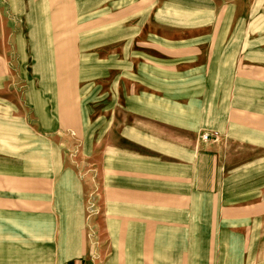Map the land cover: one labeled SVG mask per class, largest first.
Returning a JSON list of instances; mask_svg holds the SVG:
<instances>
[{"label":"rangeland","instance_id":"rangeland-1","mask_svg":"<svg viewBox=\"0 0 264 264\" xmlns=\"http://www.w3.org/2000/svg\"><path fill=\"white\" fill-rule=\"evenodd\" d=\"M263 8L258 4L245 8L235 0H0V121H4L0 130L5 131L0 132V173L19 174L23 188L16 181L7 186V195L28 200L17 204L16 218L0 219L14 229L13 234L0 237V261L63 264L67 259L63 239H67L70 254L78 247L88 248V264H107L111 258L122 264L126 254L141 259V252L158 250V236L152 231L146 236L127 234L142 230L140 214L144 209L139 201H127L131 197L128 190L138 197L180 194L181 203L176 197V201L171 198L170 203L161 204L162 208L177 209V222L181 217L186 218L182 220L185 223L190 220L188 215L180 217V210L196 212L198 230L203 232L214 211L209 226L214 222L217 226L215 206L220 204L216 195L221 194L228 172L232 173L227 168L241 164L245 169L242 179H257L260 155L248 149L239 150V154L218 152L216 162H206V152L213 151L207 150L200 136L207 129L213 132V141L217 140L218 131L227 130L232 117L264 125V91L253 83V77L242 78L245 70L253 68L248 61L244 64L241 59L222 57L236 54L231 41L239 36V21L247 14L255 17ZM55 15L63 18L57 21ZM62 39L66 41L61 43ZM83 41L86 51H82ZM63 51L69 56L65 67L70 68L64 71V79V67L54 61ZM111 57L115 58L111 70L116 73V100L110 107V95L115 92L110 91L104 73L110 70ZM47 61L51 63L48 69L44 66ZM84 61L87 81L79 74ZM159 61L165 69V90L160 96L166 138H158L157 124L142 117L151 110L147 93L157 98L158 92L145 83L149 68L157 82ZM259 78L264 82V74ZM61 95L74 112L68 122L60 117L65 112ZM33 99L37 104L30 108ZM211 107L213 114L207 115ZM152 110L156 113L157 106ZM14 119L20 125L32 121L31 130L25 131L22 125V130H12ZM179 125L186 129L197 126V138H178ZM24 132L37 140L32 138L30 144L21 138L20 152L14 145ZM26 144L32 154L25 153ZM119 145L152 152L154 147L165 146L160 157L166 158V164L173 162L170 158L182 157L178 161L182 168H162L157 155L128 154ZM174 147L200 152L203 159L197 184L194 160L189 154H173ZM31 166L36 172L28 170ZM30 174L38 181L37 212L26 205ZM156 175L164 176L159 188L152 179ZM142 176L152 177L146 179L148 187H143ZM131 179L134 185L126 186ZM11 188L15 191L10 192ZM207 194L214 196L213 201ZM190 195H198V202ZM164 221L174 222L162 219V225ZM149 223H155L153 217ZM165 232L172 240L180 231ZM164 246V251L172 248ZM202 253L198 251V264H202Z\"/></svg>","mask_w":264,"mask_h":264},{"label":"crops","instance_id":"crops-1","mask_svg":"<svg viewBox=\"0 0 264 264\" xmlns=\"http://www.w3.org/2000/svg\"><path fill=\"white\" fill-rule=\"evenodd\" d=\"M236 3L239 5L245 6V8L254 7L255 5H264V0H235ZM98 5H100V1L96 2ZM111 8V7H110ZM246 10V9H245ZM55 15L54 19L59 21L63 16H57ZM257 16V17H256ZM255 17H252L250 14H247L244 16V18L239 21L238 27L240 28L239 36L236 37L235 40L231 41V45L235 47L236 54L235 55H222V57H230V58H237L244 60V64L249 62L248 64L251 65L253 69H247L243 73V79L247 80V78H254V82L257 85H260L261 90L264 91V82L262 79L258 77L262 76L264 74V8L261 9V12H259L258 15ZM81 17V15H79ZM56 21V22H57ZM254 28V30H253ZM254 32L255 35L251 36V33ZM66 40L62 39L60 42H64ZM68 41V39H67ZM86 41H83L84 48L82 51H86L88 47L86 46ZM60 43V44H61ZM66 43V42H65ZM56 53H59L56 51ZM63 53V55H62ZM84 55L83 58L87 57ZM56 56V55H55ZM46 57V55H45ZM51 57V56H50ZM69 56L67 55V51L61 52V58L55 57L54 61L56 64L61 63L63 68V79H64V71L68 70L70 71L69 67H65V63L68 61L67 58ZM48 58V57H47ZM57 60V61H56ZM113 60H115L114 57H111L109 59L110 70L105 74L106 77L109 78V83L111 85L110 91L115 92V94L110 95V103L109 106H112V103L114 100H116V86L113 82L114 77L116 76V73H112L111 68L113 67ZM253 62H251V61ZM44 64V63H43ZM53 64V61H52ZM83 65L80 66V73L83 75V78L81 80L87 81L88 76L84 74V70L87 68V64L84 61L82 63ZM60 65V66H61ZM45 68H49L51 66V63L47 61L44 64ZM164 68L160 65V61L158 64V70H157V82H155L154 75L152 74V70L148 71V77L146 87L148 89H152L153 91H157V98H155L154 93H147V101L149 103V107L151 110L147 113H144L142 117L148 118V123H156V132L158 138H166V128H165V109L163 101L161 100L160 93L164 92L165 90V72ZM42 71V68H41ZM112 74L114 76L112 77ZM81 75V76H82ZM251 80V79H248ZM64 84V83H63ZM47 88V86H46ZM30 94H33L30 92ZM162 95V93H161ZM165 96V95H164ZM34 98H37V95L34 96ZM176 99L182 98L175 97ZM64 95H61V107L65 109V112H61V119L64 122H68L71 115H74L72 111H70V105L69 103L65 102ZM34 100V99H33ZM157 100V101H156ZM156 102V103H155ZM31 103V102H30ZM29 103V107L33 105L36 106V100H34V103ZM157 106L156 113L152 110L154 106ZM163 105V107H162ZM62 109V110H63ZM67 110V111H66ZM213 114V108H209L207 110V115ZM253 119H255L256 116L251 115ZM37 118V115H36ZM227 130L218 131V139L213 141L214 138H212L213 132H210L209 130L205 129L201 136V142L203 144L208 145L207 150H211L213 152L209 153L206 152L205 159L206 162L208 159H211L212 161L217 159H214L215 153H233L236 152L239 154V150H252L253 154L260 155L259 161H261L260 168L257 169L259 172V177L257 179H253L251 181H246L245 177L242 179L241 173L243 170V166L241 164L236 166L228 167V170H232V173L228 172L227 177L222 182V190L220 195H216V202H219L220 205L215 206V213L217 214V218L219 223H217V226H215V222L210 225V218H214V211L213 214L208 218L209 224H207V227L203 228L204 230H201L203 232H200L198 230V215L196 216V212L192 211H183L180 210L179 216H185L188 215V218L190 219L189 222H184L182 220H185L186 218H179V222H177V216L178 211L177 209H172L168 207H161V204L164 203H170L172 201L171 198H173L174 201L177 199L181 203V195H173V196H162L160 194H157L153 198L150 196H142L138 197L136 196L133 191H127V194L131 195V197H128L127 201L133 202V201H139L143 203V210L140 214V222L142 230L140 232L135 231H127V234H137L141 233L142 236H146L149 234L150 231H152L153 234H156L158 237L156 239V244L158 247V250L151 251V250H145L141 252V259L135 258V256H130L126 254L125 259H122V264H198V251H202L205 253H202L200 255V259L202 261V264H264V225L261 223L264 221V125H260L256 121H247L244 119V121L238 119V117H232L230 118ZM12 125L14 127H11L12 130L21 129L22 127L25 129V131L31 130V122L29 121H23L20 124H18V120L14 119L11 120ZM231 121V123H230ZM4 122V121H3ZM2 121H0V126L3 124ZM231 125V126H230ZM6 128L7 126L4 125ZM231 129H236L237 131H231ZM229 128V129H228ZM242 128L245 130L243 131ZM153 129L155 130V127L153 126ZM175 134L178 138H186L189 136V138L196 139L197 138V126L193 125V127H190L189 129H186L184 126H178ZM151 131V129L149 128ZM1 134H4L5 131H1ZM11 132V130H10ZM204 134L211 135V139L209 141H204L202 136ZM101 135L100 132L98 133V136ZM9 136L11 138L15 137L14 133H10ZM21 138L28 140L30 144L32 143V138L37 140V136L31 134L30 132H24L22 134V137L20 136L19 143H15L14 147L18 149V151H22L21 144L22 141ZM222 141V142H221ZM240 144H245V147H241ZM120 149L127 150L128 154L132 155H144V156H151V155H157L158 156V166H169L173 168H182V164H180L178 161L179 158L182 159V157L179 158H170L168 160H171L173 162H170L166 164L165 160L166 158L160 157L162 154L165 153L166 148L165 146H158L154 147L152 151H147L146 148L143 147H122L117 146ZM25 153L29 151V154H32V150H29L30 147L26 144L24 146ZM27 149V150H26ZM35 151V149H34ZM216 151V152H214ZM251 153V152H248ZM36 154V151L33 152V155ZM173 154H181V155H187L189 154L190 159L194 160L195 164V170H196V184L198 181V171H199V161L203 159V157H199L200 152L198 150L190 147H174L173 148ZM216 154V155H217ZM243 154H246V152H243ZM205 162V163H206ZM3 163L0 162V165ZM238 164V163H237ZM2 167V166H0ZM18 167L14 168L17 169ZM206 168V167H205ZM20 169V168H19ZM26 169V168H25ZM226 169V168H225ZM5 170V168H4ZM29 171L36 172V168L33 166L29 167ZM14 171V170H13ZM27 171V170H26ZM15 172V171H14ZM37 173L33 174L36 175ZM6 175H10L7 177ZM33 175L30 174L29 176V191L28 196H30L29 203L26 204L29 206L30 210H34L37 212V195H38V181L36 179V176L33 178ZM238 177L235 179V177ZM152 178L148 176H142L144 185L143 187H148L149 183L146 179ZM155 181V185L159 188L162 184V181L164 180V176L156 175L152 178ZM17 181V185L23 188V185L21 183L20 175L16 173L11 174H1L0 173V219L2 218H10L14 219L18 215L16 214V208L17 204L23 201L20 195L15 197L16 195H7V186H13L15 185V182ZM134 180H128L126 183V186H133ZM26 188V186H24ZM10 191V190H8ZM15 190L11 188L10 192H14ZM9 194V193H8ZM135 195V196H134ZM139 195V194H138ZM197 197L198 202V195H190ZM207 198L211 199L213 201L214 196H210L209 194L205 195ZM23 197V196H22ZM26 197V196H25ZM135 197H138L134 199ZM190 201V200H189ZM192 201V199H191ZM147 204H151L154 206V208L150 206H146ZM212 204V203H211ZM222 204V205H221ZM214 208V206H212ZM10 209V211H6ZM152 208V212H151ZM165 209V210H162ZM153 217L155 220V223L152 224V226L149 223L150 218ZM162 219H169L173 220V223L167 224L164 221V225H162ZM184 222V224H182ZM188 224V227H183L182 225ZM255 224H262V225H255ZM133 226V225H132ZM132 226H127V229H130ZM4 230V231H3ZM14 229L12 226L6 227V223H0V237H3L2 233L7 235H11L14 232ZM165 231L178 233L179 235L172 240H168L167 234L165 235ZM162 232H164V237H162ZM37 239V238H36ZM143 241H146V237L142 238ZM67 239H63V253H66L64 257H67L66 261L63 264H88L86 263L87 256L90 253L88 248H85V246L78 247L73 251L72 254L69 253L70 249L66 248L67 243L65 242ZM80 243V242H79ZM2 244V243H0ZM168 245L169 247H172L169 251H164V248H167L164 245ZM180 244L181 246L177 248V245ZM79 245V244H78ZM200 245V247H199ZM164 246V247H162ZM162 247V248H161ZM216 252V254H215ZM131 258V262H129ZM0 264H20V262L15 261H9V260H1ZM107 264H118V258H111Z\"/></svg>","mask_w":264,"mask_h":264},{"label":"built area","instance_id":"built-area-1","mask_svg":"<svg viewBox=\"0 0 264 264\" xmlns=\"http://www.w3.org/2000/svg\"><path fill=\"white\" fill-rule=\"evenodd\" d=\"M202 138H203L204 141H209V140L211 139V135H209V134H204V135L202 136Z\"/></svg>","mask_w":264,"mask_h":264}]
</instances>
